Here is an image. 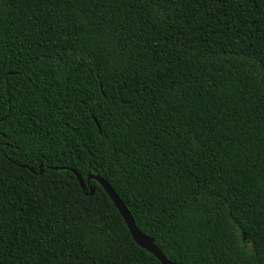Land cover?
Segmentation results:
<instances>
[{
    "label": "trees",
    "instance_id": "trees-1",
    "mask_svg": "<svg viewBox=\"0 0 264 264\" xmlns=\"http://www.w3.org/2000/svg\"><path fill=\"white\" fill-rule=\"evenodd\" d=\"M89 176L168 261L264 264V0H0V264H160Z\"/></svg>",
    "mask_w": 264,
    "mask_h": 264
},
{
    "label": "water",
    "instance_id": "water-1",
    "mask_svg": "<svg viewBox=\"0 0 264 264\" xmlns=\"http://www.w3.org/2000/svg\"><path fill=\"white\" fill-rule=\"evenodd\" d=\"M93 121L97 125L96 121L95 120H93ZM22 168H25V167L22 166ZM51 170H56V168H51ZM29 171H31V170H29ZM73 174L75 175V177L78 181L80 189L82 191H85L86 187H85V184L83 183L82 179L80 178V176L75 172H73ZM90 179L95 180L99 184V186L103 189V191L106 193V195L108 196V198L110 199V201L114 205L115 209L118 211L120 217L124 221L128 231H129L133 241L136 243V245L139 246L141 249L147 251L149 254L153 255L160 264H175L173 262L168 261L163 256L161 251L154 245V241L152 239L148 238L147 236L142 234L137 229L132 218L129 215V212L126 210L125 206L119 200V198L114 193V191L111 189V187L103 179H101L98 176H89L88 180H90ZM93 194H94V189H91L90 187H88V192L86 193V196L91 197V196H93Z\"/></svg>",
    "mask_w": 264,
    "mask_h": 264
}]
</instances>
